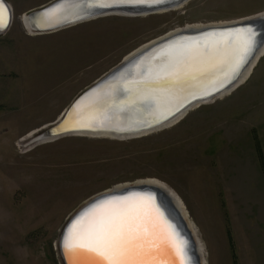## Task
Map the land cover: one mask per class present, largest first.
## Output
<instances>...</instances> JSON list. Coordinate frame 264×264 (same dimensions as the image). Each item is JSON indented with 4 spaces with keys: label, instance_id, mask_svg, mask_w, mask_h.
Listing matches in <instances>:
<instances>
[{
    "label": "rangeland",
    "instance_id": "1",
    "mask_svg": "<svg viewBox=\"0 0 264 264\" xmlns=\"http://www.w3.org/2000/svg\"><path fill=\"white\" fill-rule=\"evenodd\" d=\"M6 1L0 264H63L59 239L72 213L113 186L146 179L181 201L200 264H264V176L254 141L264 156V53L234 89L175 124L132 136H45L83 91L141 46L178 28L259 16L264 0H189L42 33L22 16L53 0Z\"/></svg>",
    "mask_w": 264,
    "mask_h": 264
},
{
    "label": "snow or ice",
    "instance_id": "2",
    "mask_svg": "<svg viewBox=\"0 0 264 264\" xmlns=\"http://www.w3.org/2000/svg\"><path fill=\"white\" fill-rule=\"evenodd\" d=\"M100 7L122 3H158L160 0H93ZM9 11L0 0V30L7 27ZM49 15L47 19H53ZM257 33L251 25L206 33L204 44L173 43L163 50L160 62L137 65L139 79L119 78L91 102L90 107L111 105L121 109L142 104L160 106L162 98L178 100L191 81L200 80L221 66L226 79H235L255 48ZM124 100H117L120 93ZM91 127V123H79ZM100 126H103V122ZM151 193H130L126 197L101 200L72 222L62 248L69 264H184L187 241L154 205Z\"/></svg>",
    "mask_w": 264,
    "mask_h": 264
},
{
    "label": "water",
    "instance_id": "3",
    "mask_svg": "<svg viewBox=\"0 0 264 264\" xmlns=\"http://www.w3.org/2000/svg\"><path fill=\"white\" fill-rule=\"evenodd\" d=\"M188 1L189 0H160L158 3H122L100 7L95 4L93 0H53L49 4L23 15L35 26L36 31L42 33L52 32L78 22L105 16L106 14L139 16L161 13L181 7ZM4 4L10 16L7 27L0 30V33L4 32L9 27L12 20V8L5 0ZM49 15L54 16V18L50 20L47 19ZM246 24L251 25L257 33L255 37L256 44L252 54L247 58V63L240 69V74L247 66L258 47L264 42V20L260 16L178 28L141 46L126 56L119 65L89 86L75 99L71 106L63 113L62 117L46 131V138H54L72 133L98 134L107 132L113 134H134L143 131H153L167 126V123L172 121L179 113L183 112L185 114L191 108L216 98V95L236 82L239 74L235 76V79H226V74L229 71H224L226 66H222L219 68L220 74L223 73L220 79H210L212 76L208 77L206 80L209 83L208 86L204 88H201V86L196 87L195 90L191 91V94L184 97L181 96L182 100L169 107L164 106V103H167L163 101V98L159 107L155 104H142L134 108L126 107L115 109L112 108L111 105H103V110L102 112L100 111L98 117L87 122L93 125L91 127H80L78 124H72L70 118L76 109L86 105L87 102L93 101L97 96L102 94L111 81L119 78L139 79L136 66L155 61L154 58L155 56L157 57V53L160 50L163 51L167 49L169 45L173 43L195 44L196 42L203 45L206 39H213L205 37L206 33L220 32ZM199 83H201V81H197L195 85H200ZM125 98L126 94L122 92L117 96L118 101L124 100ZM102 122L103 126H100ZM130 193H151L154 196V205L158 206L163 213L162 219L164 223L173 226L175 232L179 234V237L187 241L184 264H200L192 233L180 214H178L179 212L176 211L166 190L150 184L147 180H137L113 186L108 190L92 196L77 208L64 225L59 239L63 264H69L63 252L62 242L72 222L76 220L77 217L81 216L82 213L87 212L93 204H98L101 200L111 197H126ZM175 264H180V260L176 259Z\"/></svg>",
    "mask_w": 264,
    "mask_h": 264
},
{
    "label": "bare ground",
    "instance_id": "4",
    "mask_svg": "<svg viewBox=\"0 0 264 264\" xmlns=\"http://www.w3.org/2000/svg\"><path fill=\"white\" fill-rule=\"evenodd\" d=\"M182 7V6H181ZM180 8V7H178ZM108 15V14H106ZM105 15V16H106ZM110 15V14H109ZM263 20H264V12L261 13L259 15ZM256 17V16H254ZM94 19V18H93ZM22 21L24 23V25L26 26V28H28V30L34 32L36 31L35 26L32 25V23L29 22L28 18H25L24 15L22 16ZM192 26V25H191ZM196 26V25H193ZM29 31V32H30ZM161 51L160 50L157 53V57L155 56L153 63H159L160 62V55H161ZM264 53V42L262 43V45L260 47H258V49L256 50L255 54H253L251 60L248 62L247 66L243 69V71H241V73L239 74L236 82L234 84H232L229 88H227L226 90L220 92L218 95H216L217 97H220L228 92H230L232 89H234L238 84H240L248 75V73L250 72L251 68L253 67V65L255 64L256 60L260 57V55H262ZM147 64V63H146ZM222 67V66H221ZM220 68V67H219ZM219 68L211 73H209L208 75H206L205 77H203L200 80H196V81H191L190 83L195 85L197 81H201V83H199L200 85H195V87L193 88H189L187 91H185L181 96H188V94H191V91L195 90L196 87L201 86V88H204L206 86H208V82L206 81L208 79V77L212 76V78L210 79H220L221 78V73L219 71ZM224 71H229L228 67L226 66L224 68ZM215 76V77H213ZM178 99V100H171L169 101L166 98H163V101H165L167 104L164 103V106H170V105H175L177 102H179L180 100H182V98ZM98 97V96H97ZM92 102V101H91ZM91 102H87L86 105L81 106L80 108L76 109V111L72 114V117L70 118V122L72 124H79V123H87L92 121L94 118L98 117L100 111L102 112L103 110V105H97L95 107H90ZM183 112L179 113V115H177L172 121H169L167 123L171 125V123L175 124L176 121H178L180 119L181 116H183ZM166 127V126H165ZM160 129V128H159ZM158 130V129H155ZM147 132H151V131H147ZM147 132H138V133H134V134H113V133H107V132H102V133H98V134H108V135H113V136H132V135H137V134H144ZM150 184H153L155 186L164 188V190H166L167 195L169 196L171 202L174 204V207L176 208V211L179 212L178 214H180L181 218L184 220L185 224L187 225V227L189 228L190 232L192 234H194L192 225L190 224V222L187 220L186 217V212H184L183 208H182V204L181 201L175 196L173 195V193H171L169 190H167L164 186L160 185L159 183L153 181V180H148ZM67 234V233H66ZM198 247V246H196ZM198 249V248H197ZM67 262L69 263V260H67Z\"/></svg>",
    "mask_w": 264,
    "mask_h": 264
},
{
    "label": "trees",
    "instance_id": "5",
    "mask_svg": "<svg viewBox=\"0 0 264 264\" xmlns=\"http://www.w3.org/2000/svg\"><path fill=\"white\" fill-rule=\"evenodd\" d=\"M254 141H255V148H256V152H257L258 159H259V162H260L261 170H262L263 176H264V156H263V151L261 149V145H260V142H259L257 136H254Z\"/></svg>",
    "mask_w": 264,
    "mask_h": 264
},
{
    "label": "crops",
    "instance_id": "6",
    "mask_svg": "<svg viewBox=\"0 0 264 264\" xmlns=\"http://www.w3.org/2000/svg\"><path fill=\"white\" fill-rule=\"evenodd\" d=\"M6 1V0H5ZM8 3V1H6ZM10 5V3H8Z\"/></svg>",
    "mask_w": 264,
    "mask_h": 264
}]
</instances>
